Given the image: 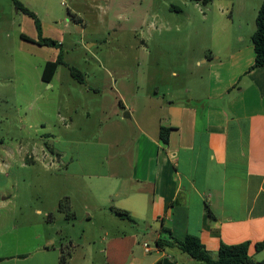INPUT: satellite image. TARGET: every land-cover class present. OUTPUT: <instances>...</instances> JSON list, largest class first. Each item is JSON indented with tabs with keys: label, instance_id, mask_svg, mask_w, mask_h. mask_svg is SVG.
Segmentation results:
<instances>
[{
	"label": "rangeland",
	"instance_id": "obj_1",
	"mask_svg": "<svg viewBox=\"0 0 264 264\" xmlns=\"http://www.w3.org/2000/svg\"><path fill=\"white\" fill-rule=\"evenodd\" d=\"M17 1L36 15L41 35L58 39L60 45L33 41L38 38L33 18L13 0H0V241L20 232L30 234L38 223L47 222V215L35 212L39 208L41 213L50 210L49 232L56 242L79 240L83 233L81 239L88 235L92 247L103 246V231L118 224L151 244L152 224L138 228L113 212L102 217L92 211L91 220H86L79 201L87 183L80 175H68L73 163L66 171L59 163L56 170L55 157L76 158L82 167L84 156L92 151L94 169L101 166L102 148L73 142L101 133L82 127L84 106L92 94H103L106 107L117 94H160V102L168 90L180 94L183 87L191 94H205L212 56L225 59L240 47H251L261 0ZM59 52L62 63L50 81H43V63ZM70 67L81 72V82ZM70 114L73 124L64 126L60 116ZM163 115L161 110L150 114L155 123ZM119 151L114 146L110 154ZM67 191L75 193L77 216L70 221L58 205L67 203ZM7 195L12 197L3 199ZM12 221L21 222L14 236L3 227Z\"/></svg>",
	"mask_w": 264,
	"mask_h": 264
},
{
	"label": "crops",
	"instance_id": "obj_2",
	"mask_svg": "<svg viewBox=\"0 0 264 264\" xmlns=\"http://www.w3.org/2000/svg\"><path fill=\"white\" fill-rule=\"evenodd\" d=\"M253 57L252 45L225 59L212 56L206 92L199 96L186 87L180 94L168 90L162 102L160 94H117L106 107L103 94H92L82 127L101 133L73 142L102 148L101 166L94 169L92 151L82 167L76 158L56 155V170L59 163L65 171L73 163L68 175H80L87 183L79 201L86 220L92 211L107 217L111 206L122 208L134 222L126 220L138 228L153 225L151 244L118 224L103 231V246L92 247L88 235L81 239L83 233L79 240L56 242L49 232L50 210L41 213L36 208L48 221L38 223L30 234H12L21 222L2 225L14 237L0 241V264H58L61 246L68 252L67 264H199L177 247L156 246L155 238L165 235L162 228L177 238L197 236L213 254L220 241H246L253 259L264 251L255 247L264 240V65L249 68ZM160 110L164 115L155 123L150 114ZM73 114L60 116L64 126L73 124ZM160 126L168 127L166 142L159 137ZM114 146L120 151L111 155ZM74 196V191L64 193L76 219ZM260 255L254 260H262L264 253Z\"/></svg>",
	"mask_w": 264,
	"mask_h": 264
},
{
	"label": "trees",
	"instance_id": "obj_3",
	"mask_svg": "<svg viewBox=\"0 0 264 264\" xmlns=\"http://www.w3.org/2000/svg\"><path fill=\"white\" fill-rule=\"evenodd\" d=\"M205 3L207 0H200ZM14 4L18 9H21L22 12L29 15L33 18L35 28L37 30L38 38L33 40L38 44L51 45L59 47L60 42L41 35V26L40 22L37 19L36 15L21 5L17 0H13ZM255 28L251 34V44L253 47L254 57L253 61L250 64L249 68L256 66L264 65V0H261L260 5L257 9L255 16ZM21 37L28 39L27 36L21 34ZM32 40V39H30ZM62 63L61 53L59 52L57 57L54 60L45 61L41 71V79L45 82L51 80L57 66ZM70 73L72 76L82 81V74L79 70L74 67H70ZM167 131L168 127L160 126L159 127V137L163 142L167 141ZM59 208L65 210V217L72 218L73 212L68 210L66 204L59 203ZM111 211L117 216L124 217L132 222L134 220L131 218L129 213L118 207H110ZM165 232V235L158 236L155 238L154 243L158 247L165 246H174L177 247L181 252L185 253L191 259L195 260L199 264H264V258L260 261H255L247 252L248 243L246 241L239 243L227 244L220 241L216 252L213 254L210 250L206 249L200 239L192 234L185 235L184 238H177L173 236L168 229L162 228ZM257 250L264 247V240L257 242L255 244ZM68 252L63 249L61 246V253L59 256L58 264H67ZM159 264V262L155 263Z\"/></svg>",
	"mask_w": 264,
	"mask_h": 264
},
{
	"label": "built area",
	"instance_id": "obj_4",
	"mask_svg": "<svg viewBox=\"0 0 264 264\" xmlns=\"http://www.w3.org/2000/svg\"><path fill=\"white\" fill-rule=\"evenodd\" d=\"M145 250H147V248L145 247Z\"/></svg>",
	"mask_w": 264,
	"mask_h": 264
},
{
	"label": "water",
	"instance_id": "obj_5",
	"mask_svg": "<svg viewBox=\"0 0 264 264\" xmlns=\"http://www.w3.org/2000/svg\"><path fill=\"white\" fill-rule=\"evenodd\" d=\"M127 116H128V114H127Z\"/></svg>",
	"mask_w": 264,
	"mask_h": 264
}]
</instances>
